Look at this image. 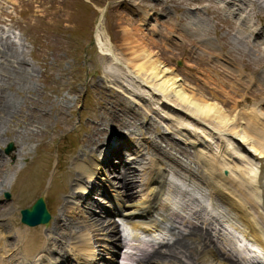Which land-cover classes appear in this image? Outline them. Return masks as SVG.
Listing matches in <instances>:
<instances>
[{
	"label": "rangeland",
	"instance_id": "obj_1",
	"mask_svg": "<svg viewBox=\"0 0 264 264\" xmlns=\"http://www.w3.org/2000/svg\"><path fill=\"white\" fill-rule=\"evenodd\" d=\"M163 1L16 0L14 12L17 17L5 12L2 14L1 7L5 8V5L0 4V52L4 58L0 57V200L4 202L0 207V225L8 232H16L17 238H12L11 243H20L25 247L22 241L25 237L31 249L35 250L38 247L35 238L43 237L48 244L54 245L53 250H63V254L67 252L77 259L73 253H69L73 245L62 244V241L78 243L77 230H62L59 214L66 205L70 218L76 219L81 216L82 208L78 203L74 205L71 194L68 199L69 190L63 180L68 179L66 174L70 172L79 173L74 157H87L85 142L98 140L101 136L104 138L114 130L128 129L137 131L140 136L144 134L150 143L147 147L152 156L165 160L171 167L167 184L169 199L179 210L177 212L189 216L197 212L201 214V219H186L196 221L192 223L212 236L211 243L207 244L210 248L205 250L209 251V257L211 252H215L214 255L219 254L218 259L228 264L237 263V252L234 250L231 253L222 246L226 239L220 230L224 231V228L216 219L209 220L205 216L206 207L210 206L209 191L178 173L180 167H184L194 175L200 174L203 168L198 162L199 157L209 159V152L216 154L217 147L213 143L208 150L203 148L201 142L206 143L204 139H210L205 137L201 127L192 122L184 123L171 113H164L158 96L136 83L121 66L112 68L109 56L103 55L96 46L95 29L99 25L100 9H106L103 29L121 59L124 56L125 60L132 59V55L127 56V52H130L128 44L133 47L141 44L140 49L148 47L187 88L186 95L193 101L214 103L224 111L237 112L248 110L256 101L259 104L264 99V83H258L264 69V38L260 36L255 43L250 38L251 31L261 27L252 26L264 25V11L261 6L251 7L250 11L245 5L243 9L247 8V13L246 19H243V12L238 11V14L231 16V9L223 0ZM229 1L241 5V1L246 0ZM147 12L151 15L156 13L151 16L154 22L150 20L144 27L142 20ZM160 12V21H157L156 14ZM248 15L251 21H248ZM191 17L200 18L196 25L189 22ZM156 24L161 27L156 26L155 29ZM179 27L181 35L177 32ZM130 31L136 34L134 41H127L125 33ZM166 41L171 46H166ZM5 47L7 52H4ZM179 62L182 63L181 67L177 65ZM257 63L259 67L255 65ZM222 93H226L228 98ZM218 96L224 100L220 101ZM4 101L5 104L10 102L7 106L11 110L2 106ZM235 102L239 105H234ZM161 115L168 121H163ZM134 138L137 150L146 153L145 143L139 145L138 138ZM9 142H14L18 147V160L14 166L3 153ZM188 155L193 157L189 158ZM148 159L147 152L144 163ZM65 160H68L67 166ZM50 178L53 179L52 185H48ZM69 185L73 186L74 182ZM73 189V195H76L78 186L74 185ZM6 192L11 194L10 201L4 200ZM41 196L48 201L51 210L58 213L55 227L52 226L51 230L38 227L37 231L35 228L23 229L18 226L20 210L32 205ZM65 199L69 204H65ZM215 213L220 220L222 213L216 209ZM204 217L208 222L203 224ZM180 222L176 220L171 224L174 225L173 230L180 229L181 234H189L190 231H185L186 226ZM228 233L229 230L227 236ZM193 234L191 238L196 232L193 231ZM175 238L180 237L163 236L156 250L165 251L166 244L172 243ZM198 242L187 239V244L193 247L195 244L196 248L188 260L181 256H177L179 259L171 258V261L164 257V260L163 255L160 262L152 264L216 263L215 256L210 257L209 262L200 259L204 249L200 250ZM50 253L54 254V251ZM106 257L110 258V255ZM95 264H104V261L97 260ZM142 264H148V261Z\"/></svg>",
	"mask_w": 264,
	"mask_h": 264
},
{
	"label": "bare ground",
	"instance_id": "obj_2",
	"mask_svg": "<svg viewBox=\"0 0 264 264\" xmlns=\"http://www.w3.org/2000/svg\"><path fill=\"white\" fill-rule=\"evenodd\" d=\"M246 1L248 2V0ZM249 1L251 2L250 6L252 8H259V6H261L262 10L264 11V0H249ZM230 5H232V2H229L226 4L228 8H231ZM245 11L247 10L245 9L241 12L244 13ZM99 12H101V16H102L106 11H104V9H100ZM151 16L152 15L150 14V12L144 13V19L142 20V23H143L142 26L144 27L147 26V22L149 18H151ZM103 27H104V20L101 19L95 31V39L103 55L109 56L111 60L110 65L112 66V68L121 66L124 71L128 72L129 76H133V80H135L136 83L140 84L145 89H149L153 95L158 96L159 97L158 100L162 101L161 109L164 113H167V114L171 113V115H175L176 118L178 119L180 118L181 120H183L184 123L192 122V123H195L197 126L201 127L203 129L202 132L205 134V137L210 139V140L206 138L204 139V140H207V142L205 143V145H203V148L211 147L212 142L217 147L216 154L213 153L211 155L209 152V156H210L209 159L205 158L202 160L199 157L198 162L203 168V171L200 172V176L192 175L190 170L184 167H180V170L178 173L180 176L189 178L193 183L209 191L212 198L215 197L217 201H219L220 203L222 202V203L227 204L229 207L228 210L231 215V218L229 217L230 220L223 218L221 219V221H224V223L230 228V230L232 229L235 230L237 228V230L239 231L238 234L240 236V238L238 239V235H237V244H239V248L247 247L248 243H250L249 246H252L251 244H253L256 249V252L259 253V256L261 258L264 257V192L261 187L262 182H263V177L261 176V174H262V170L264 166L263 165L264 164V112H263L264 111V99L260 100L259 104H257V101H256V104L250 106V109L248 110H242V111H237V112L224 111L223 108L220 107L218 104L207 103L203 101H193L192 98L186 95L187 88L185 89L182 86V84H180L181 81L178 78L173 76V72L171 70L165 68V65L159 59L158 55L155 54V52L151 51L150 49H148V47H145V46H143V49H140L139 47L142 46L141 44H139L140 46L138 47H133V46H130L131 44L127 43L130 49V52H127V56L132 55V59L125 60L124 57L126 56H124L121 59V56L119 55L117 50H115L114 46L111 44V41L109 37L107 36V34L105 33V29H103ZM133 33L134 32L132 31L125 33L127 37V41L135 40L136 34H133ZM253 35H254V38H257L259 36L256 33H254ZM263 35H264V32H263ZM150 41L153 42L152 40ZM6 47L4 49V52H7ZM258 64L259 63L255 65H258ZM250 68L252 69L253 67H250ZM238 76H239V72H238ZM245 80H247V78ZM262 80H264V71H262L260 77H258V81H259L258 83H261ZM239 83L241 82L239 81ZM250 83H253V81L250 80ZM239 88L240 86L238 87V89ZM224 89H227V88H224ZM227 91H224V92H227ZM233 92H234V89H233ZM222 94H221V97H222ZM189 95H191V93ZM258 96H259V93H258ZM210 97L214 98V96H211V95ZM226 97L228 98L227 94H226ZM244 97L245 96H243L242 98ZM220 99H221L220 101L224 100L222 98ZM226 101L228 100L226 99ZM8 104H5V101H4L2 103V106L4 108H9L11 110V108L7 106ZM234 105H239V103L235 102ZM5 114L7 116V113ZM207 134H209L211 138ZM110 135L113 137H116L112 139V140L116 139V142L117 140H120V141H123L120 143H123V144L124 142L127 143L126 146L119 145L117 147L116 145H113L112 143H110L109 146H111V149L107 148L106 155L101 154L102 159H105L103 161L105 162V164H109L112 158H114L116 159V161H119V164H120L119 169L125 166L123 168V172L118 174L119 176H116V175L114 176L113 173H109L106 169L102 167L101 164L97 163V161L93 163V166L91 165L85 166L82 162H80L82 160H79V161L77 160L75 163L76 166L80 170L88 172L90 175H95L93 168L100 169V170L103 168L106 174V178L108 180L112 176H114L112 177V179L117 178V180L115 181H117L116 185H118L119 190L117 189L118 187H116L115 183L112 182V184H114L116 191H119V193H123L122 197L125 200V202H127L128 204L127 210H126L125 203L124 202L122 203L123 208L126 210L127 215L134 216L135 214L137 215L141 213L143 209H145L150 204H153L152 199H154L155 202L159 203L161 207H163L162 210L167 211L168 209L167 207H169L170 205V203H168L169 198H167L166 200L167 204L162 205L161 197L167 187V175L169 174L168 171L170 168L168 166V163L164 162L163 160L157 161L155 158V159H151L148 164H145L144 166H142V168L144 169V174L140 176V179H142L141 182L144 185H140L138 187L139 189L136 190L137 188L136 179H137L138 174L136 173V171L132 169V166L130 164H125L126 162L124 161V157H126L128 154L132 158V153L130 152L131 148H127V146L133 144V139L126 137L125 136L126 134L124 133L119 134L115 132V134H110ZM210 141L212 142L209 143ZM120 150L122 151V153L120 152ZM119 152H120V155H119ZM136 155L137 156H135V159H134L135 162L142 163L144 156H142L139 152H137ZM139 155H141V157L143 158L141 159ZM188 156L189 158L193 157L192 155H188ZM125 160L127 159L125 158ZM105 168H108V167L105 166ZM226 173H228V175H226ZM70 180H72V176L70 177ZM84 192L94 195V190L91 188L90 190L86 189ZM78 204H81V203L78 202ZM206 211L207 212L205 216H207V219L212 220L213 218H215V216L208 213V210ZM73 216L76 217V215L74 214ZM185 216H189V215H185ZM189 217L191 219L195 218L194 220H198L196 218H199L198 216L196 217L189 216ZM104 218L102 219L100 218L102 220L101 221L99 218H96V217H93V218L87 217L82 222H80L81 224H78L76 223V221H73L72 219L69 220L67 218H64L61 222H65V221L70 222L69 225L68 224L64 225L63 230H65L66 227L67 229L70 228L73 225V222H75L76 223V225L74 226L75 230H78L81 233L87 232L88 235H90L91 238L93 239V238L100 237V235H103V234L107 237V233L110 232V228L105 229V226H108L109 224L106 225L104 223L105 222L103 220ZM76 219L78 218L76 217ZM202 219L204 221L203 224L208 222L206 221L205 217ZM183 222L186 223L184 219L182 220L181 224ZM192 222H196V221H193V220L191 222L188 221L187 226L186 224H184V227L186 226L184 229L185 231H190L189 234H181L180 229H178V231H176L177 229L174 230L173 232L174 237L177 236L180 238H175V240L172 243H167L165 247L166 248L165 251L162 252L161 250L158 251L154 249L153 251L150 252L149 256L146 257L145 255L144 258H146V260L148 261V264L160 262L163 255H164L163 259L164 257H166V260H170V261H171V258L177 259L178 258L177 256H181L182 258L188 260L189 259L188 256H190L193 253V251H196V248H195V244H194V247L191 244H189L191 245L189 246L187 244V239H195L196 241H199L198 244L201 246L200 250L203 251L204 249V251L201 253L202 257L200 259L203 260L204 262L211 261L209 258L215 256V259L217 262L214 264H228L226 261H222L220 260V258L218 259L217 256L219 254L214 255L215 252H211L212 255H210L209 257L208 255L209 251L206 252L205 250H209L210 245H207V244L211 243L212 236L208 235L210 234L208 233V231L204 232L201 228H198V226H195L194 224H192ZM134 227L140 228L139 225H135ZM222 228H224V231L220 230V232H222L223 237L226 239V237H228L226 228L225 227H222ZM152 229H155V228H152ZM193 231L196 232V234L194 238H191L194 235ZM135 232L137 233V235L140 234L139 232H137V230H135ZM136 233L134 234L135 238L137 236ZM8 234L12 236L13 238L16 237V233L13 231H10ZM230 235L231 234H229V236ZM156 236H160V235L157 234ZM31 241L34 245V240H32V238H31ZM35 242H36V246H38L37 251H39L41 249V245L39 246L40 240L38 238H35ZM78 243L74 244L71 248H69L70 249L69 253H73L74 255L83 258L84 262H81L80 264H88L90 263L91 260L99 259L98 258L99 256L96 254L94 247L91 245L92 240L90 239V237L82 236L79 238ZM8 244L9 242L7 239L6 232L0 225V264H5L3 261V258L4 256H7L11 251L9 249ZM25 244H26L25 248L29 252V248H31V245L27 244L26 242ZM62 244L65 245L67 243L62 241ZM204 245L205 246L207 245L206 246L207 248H202ZM50 247L51 249H53L54 245ZM229 248H232V247H230L229 245ZM75 252H78V253L76 254ZM59 254H63V250H60ZM49 258L54 264L56 259H54L52 256H50ZM61 261H63V256L61 258Z\"/></svg>",
	"mask_w": 264,
	"mask_h": 264
},
{
	"label": "water",
	"instance_id": "obj_3",
	"mask_svg": "<svg viewBox=\"0 0 264 264\" xmlns=\"http://www.w3.org/2000/svg\"><path fill=\"white\" fill-rule=\"evenodd\" d=\"M14 149L13 145L8 146L7 152ZM227 174V173H226ZM51 220V215L47 210L44 199L40 198L35 202L32 208L22 212V222L29 226L46 225L48 226Z\"/></svg>",
	"mask_w": 264,
	"mask_h": 264
}]
</instances>
